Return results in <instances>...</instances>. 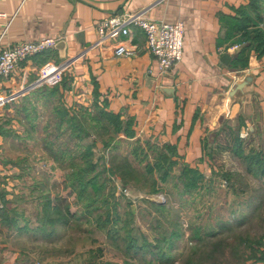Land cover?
Returning a JSON list of instances; mask_svg holds the SVG:
<instances>
[{"label":"crops","instance_id":"crops-1","mask_svg":"<svg viewBox=\"0 0 264 264\" xmlns=\"http://www.w3.org/2000/svg\"><path fill=\"white\" fill-rule=\"evenodd\" d=\"M248 1L0 0V11L6 16L0 18V34L13 18L2 48L46 37L60 45L24 60L10 76L1 78L0 123L15 117L11 110L24 93L38 88L41 69L51 62L64 67L61 80L68 85L67 104H91L96 83L110 110L134 119L137 136L176 146L194 167L204 170L210 164L209 151L213 159L223 150L233 156L235 137L245 132V147L264 152V56L252 53L246 69L233 68L243 44H230L222 20ZM262 4L264 29V0ZM127 14L183 22L182 60L161 75L140 26L130 21L127 34L121 28L100 32L102 21ZM120 45L127 53L118 56ZM225 53L231 56L228 64L221 60ZM247 73L255 75L256 93L245 106L229 105L231 86ZM3 256L0 264H11Z\"/></svg>","mask_w":264,"mask_h":264},{"label":"trees","instance_id":"trees-1","mask_svg":"<svg viewBox=\"0 0 264 264\" xmlns=\"http://www.w3.org/2000/svg\"><path fill=\"white\" fill-rule=\"evenodd\" d=\"M262 10V0H249L247 4L237 8L235 15L222 17L224 24L227 25L226 37L230 44H243L231 63L235 69H246L252 53L264 56ZM67 87L65 79L53 86H40L24 93L15 108L16 113L20 115L19 118L16 114L18 122L27 127L28 139L42 143L51 154L52 157H48L53 164L47 166L48 171L58 167L64 173L60 178V183L64 185L61 195L57 192L53 196L46 192L45 188L40 189L45 200L42 213H40L43 225L35 228L34 233L51 237L57 231L56 224L69 227L70 221L77 223L76 220L80 219L79 217L85 216L88 218V223L94 224L105 232L110 244L121 250L126 259L130 255L146 264H174L178 260L174 256L176 242L185 237V228L183 229L181 217L178 224L174 223L176 228L171 230L165 229L163 223L159 221L160 217L166 218L168 214L171 215L172 212L178 210L173 205L169 206L170 186L182 199V207L186 208L188 205L194 211L199 212L197 206L203 204L204 197L211 193L212 179L208 181L199 166L194 167L184 161L176 146L160 144L151 138L137 136L134 119H124L122 113L110 110L107 101L101 98L96 83L90 105L67 104L64 96V90ZM39 104L51 107V113L45 120L43 131L39 125V119L42 116L38 113ZM28 123L31 125V130ZM89 128L92 130L91 134H89ZM20 135L14 129H7L3 123H0V136L4 139L10 137L25 139ZM84 135H93V140L83 142ZM99 143L104 153L96 159L94 148ZM122 143H127L128 147L131 145L129 153L122 154L121 158L118 154L120 152L118 145ZM115 149L119 152L108 159L105 153L110 155V151ZM231 152L245 166L248 173L264 181V152L262 150L251 147L249 151H246L244 139L237 135ZM209 156L212 157L211 151H209ZM134 161L140 164L141 168L137 167ZM24 162L25 159L4 158V165L7 163L19 165ZM25 168L27 169L26 164ZM137 168L141 170L140 175L136 173ZM224 176L227 180L229 179L228 174L225 173ZM4 178L7 179L5 176ZM129 184L136 185L150 194L163 192L167 198V202L162 204L144 199V203L147 204L145 210L155 211L156 220L153 224H156V229L160 234L153 241L145 235L138 238L133 234L134 228L131 224L135 216L131 209L133 200L123 192ZM241 194L242 192L239 191L238 195ZM61 196L76 198V203L83 206V213L70 203L65 205L62 203L65 208L60 207L61 204L52 205L51 200L61 202L59 198ZM1 197L3 204L0 205V224L18 227L20 217L24 214L20 213L16 207H8L5 193ZM262 204L263 201L254 207L250 205L248 211L235 208L233 212L236 215L241 211H244V214L234 224L222 222V219H219L218 223L223 224L221 230L211 228L202 232L199 226L201 232L199 236H196L197 242H193L191 251L183 264H264V216L261 214L259 218L263 223L258 225L261 235L236 232L237 227L245 225L244 223L255 217ZM125 208L128 209L124 211V214L129 217L128 221L122 217V211ZM23 219L25 221L23 229L29 231L28 224L30 223L25 216ZM46 224H53L55 229L52 228L50 232H47ZM188 227L191 229V223ZM195 230H198V227L192 229V231ZM226 230L233 232L231 239L230 236L222 235V232ZM96 258L97 255L90 254L84 264H118L102 263ZM128 260H125L123 264H136Z\"/></svg>","mask_w":264,"mask_h":264},{"label":"rangeland","instance_id":"rangeland-1","mask_svg":"<svg viewBox=\"0 0 264 264\" xmlns=\"http://www.w3.org/2000/svg\"><path fill=\"white\" fill-rule=\"evenodd\" d=\"M83 94L85 95L86 92H83ZM82 98L80 97L79 99ZM85 105H90V103L86 101ZM37 107L39 115H42L39 119V125L43 131V127L46 124L45 120L51 113V107L43 104H39ZM11 112L12 115L15 114V117H12L11 121L3 122L4 127L14 129L25 139L21 140L11 137L0 139V205L3 204L1 196L5 193L8 207L18 208V211L24 214L29 221L30 224L28 226L30 229L29 231L23 229L25 226L24 216L20 217V224L16 228L9 227L7 224H0V253L2 254L0 258L4 255L5 260L11 264H84L91 254L97 255L96 259L102 263L114 262L123 264L125 260L129 259L128 261L131 260L136 264H146L130 255L127 256V259L123 257L122 251L110 244L105 232L94 224L88 223V218L85 216L79 217L80 219L76 220L78 221L77 223L70 221L69 227H65L63 224H56L55 228L57 231L51 237H44L41 233H34L35 228L43 225L41 224L40 213H42L45 200L40 189L45 188L46 192L51 193L53 196L57 192L61 195L64 185L60 183V178L64 173L58 167L48 171L47 166H51L53 162L48 157L52 156L47 151V147L42 143L35 142L33 139H28L27 127L17 120L20 115L16 113V109L11 110ZM28 127L30 130L32 129L29 123ZM88 130L89 134H91V128ZM92 140L93 135L83 136V142H91ZM130 145L128 147L127 143L119 144L120 152L117 149L110 151V155L106 152V157L110 159V156L119 152L118 154L122 158V154L129 153ZM103 150L101 143L94 148L96 159L103 155ZM246 151H249V148H246ZM5 157L15 160L25 159V162L19 165H13L12 163L4 165ZM212 157L209 158L210 164L202 170L208 181L212 179V183H210L211 193L204 197L203 204L197 206L199 212L194 211L188 205L186 208L182 207V199L179 198L175 189L170 186L171 192H168L170 194L168 196L170 200L169 206L173 205L178 210L172 212L171 215L168 214L166 218L160 217L159 221L163 223L165 229L171 230L176 228L174 223L177 222L178 224V220L181 217L183 229L185 228V237L176 242L174 256L178 260L174 264L184 263L183 261L191 251L193 242H197L196 236H199L201 232L199 226H201L202 232L211 228L221 230L223 224L218 223L219 219H222V222L234 224L244 214V211L250 209V205L254 207L263 201L262 207L256 212L255 217L244 223L245 225L236 228V232H250L252 235H261L260 226L258 225L263 224L259 218L262 215L264 216V181L253 177L246 171L245 166L241 164L239 159L230 156L225 150L219 152L216 159ZM130 158L133 160V157L130 156ZM134 164L141 168V165L136 161H134ZM139 168L136 171L138 175L141 172ZM225 173L228 174V180L224 176ZM4 176L7 178L6 180ZM117 183L120 184L119 181ZM239 191L242 192L241 195H238ZM123 192L128 198L133 200L131 206L135 214L131 223L134 228L133 234L138 238L145 235L150 241L155 240V238L160 236L156 229V224H153L156 220L155 211L153 210L152 212L150 210V213L145 210L147 204L144 203V199L154 200L162 204L167 202L165 194L163 192L150 194L133 184H129ZM59 198H61V202L51 200L53 202L52 205L61 204L60 207L65 208L64 205L70 203L71 206L78 208L83 213V206L76 203V198L71 197L72 199H70L68 196ZM235 208L244 211L236 215L233 212ZM124 211H128V209L125 208L122 211L123 219L128 221L129 217L124 214ZM91 218L93 219L94 217L92 216ZM190 223L191 229L188 227ZM195 227H198V230L192 231ZM52 228L55 229L53 224H46L47 232H50ZM232 234L231 230L222 232L223 236H230V239ZM121 244L123 243L121 242Z\"/></svg>","mask_w":264,"mask_h":264},{"label":"built area","instance_id":"built-area-1","mask_svg":"<svg viewBox=\"0 0 264 264\" xmlns=\"http://www.w3.org/2000/svg\"><path fill=\"white\" fill-rule=\"evenodd\" d=\"M5 13L0 11V18H4ZM13 21V18L6 22L3 31L0 34V80L10 76L20 65L21 62L44 53L50 49H54L57 39L46 37L38 41H25L14 46L2 48V42ZM134 22L140 26L147 37L148 47L158 62V73L163 75L169 71L173 64L179 62L183 58L185 25L181 21H153L143 15L127 14L125 18L112 17L104 20L99 25L101 33L106 28L111 30L120 29L123 34L129 33L126 27L128 22ZM127 53L125 46L120 45L116 54L124 55ZM64 67L62 64L48 62L43 65L40 76L36 82L37 87L49 84L53 86L61 81ZM247 132L242 133L241 137L245 138Z\"/></svg>","mask_w":264,"mask_h":264},{"label":"water","instance_id":"water-1","mask_svg":"<svg viewBox=\"0 0 264 264\" xmlns=\"http://www.w3.org/2000/svg\"><path fill=\"white\" fill-rule=\"evenodd\" d=\"M56 48L60 49V45L57 44ZM231 56L228 53L222 55V62L228 64ZM255 81V75L247 73L242 78H238L229 90V101L228 104L232 105L235 102H239L242 106L248 104L252 96L256 93L253 89ZM169 88H164L166 91ZM169 91V90H168Z\"/></svg>","mask_w":264,"mask_h":264}]
</instances>
